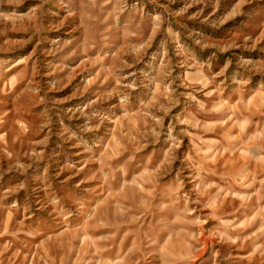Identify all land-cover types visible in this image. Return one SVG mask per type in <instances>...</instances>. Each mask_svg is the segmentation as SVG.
I'll return each mask as SVG.
<instances>
[{"label":"rangeland","instance_id":"obj_1","mask_svg":"<svg viewBox=\"0 0 264 264\" xmlns=\"http://www.w3.org/2000/svg\"><path fill=\"white\" fill-rule=\"evenodd\" d=\"M0 264H264V0H0Z\"/></svg>","mask_w":264,"mask_h":264}]
</instances>
